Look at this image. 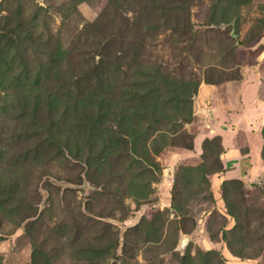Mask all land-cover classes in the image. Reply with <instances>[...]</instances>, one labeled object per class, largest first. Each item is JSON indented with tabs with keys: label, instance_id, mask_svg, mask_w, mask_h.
Returning <instances> with one entry per match:
<instances>
[{
	"label": "rangeland",
	"instance_id": "obj_1",
	"mask_svg": "<svg viewBox=\"0 0 264 264\" xmlns=\"http://www.w3.org/2000/svg\"><path fill=\"white\" fill-rule=\"evenodd\" d=\"M262 62L264 0H0V264H264Z\"/></svg>",
	"mask_w": 264,
	"mask_h": 264
},
{
	"label": "crops",
	"instance_id": "obj_2",
	"mask_svg": "<svg viewBox=\"0 0 264 264\" xmlns=\"http://www.w3.org/2000/svg\"><path fill=\"white\" fill-rule=\"evenodd\" d=\"M222 112H220L222 122L226 123L229 121L227 123H232L233 125L234 123L248 124L250 127L254 125L255 128L253 129L257 133V130L264 123V62L260 63L259 67L246 70L241 84L240 106L236 110ZM234 132L225 128L222 130L227 148L224 156L226 177H243L244 172L250 168L252 172H258L261 165L258 154L255 153L252 156V160H250L242 153H238L239 146L236 144V134Z\"/></svg>",
	"mask_w": 264,
	"mask_h": 264
},
{
	"label": "bare ground",
	"instance_id": "obj_3",
	"mask_svg": "<svg viewBox=\"0 0 264 264\" xmlns=\"http://www.w3.org/2000/svg\"><path fill=\"white\" fill-rule=\"evenodd\" d=\"M244 164V163H243Z\"/></svg>",
	"mask_w": 264,
	"mask_h": 264
}]
</instances>
